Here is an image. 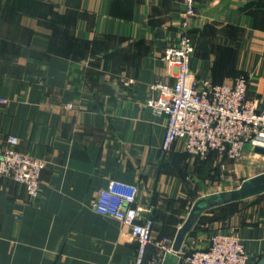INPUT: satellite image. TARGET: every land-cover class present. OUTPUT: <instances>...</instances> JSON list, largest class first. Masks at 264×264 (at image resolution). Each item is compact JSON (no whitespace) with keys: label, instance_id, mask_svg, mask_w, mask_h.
<instances>
[{"label":"crops","instance_id":"obj_1","mask_svg":"<svg viewBox=\"0 0 264 264\" xmlns=\"http://www.w3.org/2000/svg\"><path fill=\"white\" fill-rule=\"evenodd\" d=\"M195 3L193 74L214 84L245 76L247 99L264 110V0ZM185 10L183 0H0V155L14 135L20 152L46 161L36 200L0 178V264H132L131 229L93 208L111 180L135 185L140 217L154 221L145 264H188L182 255L217 233L238 236L248 264L264 257V191L233 212L206 211L181 257L156 245L174 241L197 199L264 173L256 151L235 162L182 141L162 151L167 119L147 106L149 87L176 81L162 56Z\"/></svg>","mask_w":264,"mask_h":264},{"label":"built area","instance_id":"obj_2","mask_svg":"<svg viewBox=\"0 0 264 264\" xmlns=\"http://www.w3.org/2000/svg\"><path fill=\"white\" fill-rule=\"evenodd\" d=\"M183 3L184 31L177 44L168 47L162 56L166 64L175 68L176 81L150 84L152 95L147 100V106L155 114L167 119L162 151L169 154L175 143L182 141L186 152L203 158L214 152L236 161L248 147L256 153V148H264V110L247 99L249 80L245 76L231 84L196 78L191 69L195 48L188 31L190 20L196 16V3L195 0ZM132 83L130 80L129 84ZM18 145L16 136L6 138V147L0 155V178L23 185L27 195L36 200L41 193L46 161L20 152ZM137 193L135 185L111 180L99 191L93 208L131 229L137 242L132 264H145L148 248L154 243V221L140 217L144 209L136 203ZM156 245L163 258L181 252L173 251V240L169 238L159 240ZM182 258L188 264H248L243 241L225 233L212 235L208 249L183 254Z\"/></svg>","mask_w":264,"mask_h":264},{"label":"water","instance_id":"obj_3","mask_svg":"<svg viewBox=\"0 0 264 264\" xmlns=\"http://www.w3.org/2000/svg\"><path fill=\"white\" fill-rule=\"evenodd\" d=\"M257 153L264 155V148H256ZM264 191V173L256 175L249 180L243 182L237 190L222 192L219 194H213L208 198H199L193 204L190 213L184 222V224L179 228L175 239L173 241V251L180 252L182 249L185 239L191 231L196 227L202 215L217 206L223 204H229L241 199L251 197L253 195L259 194ZM155 264H162L157 262ZM256 264H264V257L261 258Z\"/></svg>","mask_w":264,"mask_h":264},{"label":"rangeland","instance_id":"obj_4","mask_svg":"<svg viewBox=\"0 0 264 264\" xmlns=\"http://www.w3.org/2000/svg\"><path fill=\"white\" fill-rule=\"evenodd\" d=\"M250 153V157H253V156H255V153H253L249 148H247L246 150H245V152H244V154L240 157V158H238V159H236V161H238V160H244V159H246V156L245 155H248ZM256 160H264V155L263 154H258V155H256ZM226 160V159H225ZM228 160V159H227ZM229 161H231V160H229ZM231 162H235V161H231Z\"/></svg>","mask_w":264,"mask_h":264},{"label":"trees","instance_id":"obj_5","mask_svg":"<svg viewBox=\"0 0 264 264\" xmlns=\"http://www.w3.org/2000/svg\"><path fill=\"white\" fill-rule=\"evenodd\" d=\"M215 154H216V153L212 152V153H210L205 159L210 160ZM227 205H230V208L227 209V210L224 209V210H225V211H224L225 214H226V213H230V212L235 211V208H236V202H232V203H229V204H227Z\"/></svg>","mask_w":264,"mask_h":264}]
</instances>
